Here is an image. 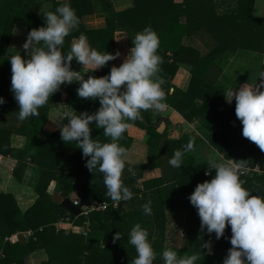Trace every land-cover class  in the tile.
<instances>
[{"label": "trees", "instance_id": "obj_1", "mask_svg": "<svg viewBox=\"0 0 264 264\" xmlns=\"http://www.w3.org/2000/svg\"><path fill=\"white\" fill-rule=\"evenodd\" d=\"M113 1L67 0L80 22L78 29L65 37L62 52H69L73 39L84 34L89 44L99 52L115 53L114 36L117 30L126 31L131 38L150 26L160 41L157 51L163 63L158 75L164 80V102L179 110L188 120H202V125L210 130L207 138L226 159L244 166L256 163L264 166V151L249 139L238 138L242 124L235 115V102L228 104L224 101L227 86L219 84L222 70L216 64L217 58L230 50L264 51V25L260 30L264 17L247 22L246 9L248 6L252 8L255 0H238L237 8L223 12L218 11L216 0H184L181 3L175 0H134L132 7L122 10H116ZM44 2H52L53 5L45 9L41 6ZM65 2L66 0H0V97L5 99V103L0 105V115L18 117L19 112V106L10 90L11 64L6 56L15 22L22 21L28 31L39 28L45 23L43 14L54 11ZM96 4L106 13L108 26L88 30L82 18L96 12ZM250 13L248 16H251ZM195 27L208 31L215 39L208 43L209 50L204 55L192 45L184 44L185 36L191 34V29ZM256 27L259 28L258 41L244 40L238 35L246 29L248 33L252 30L256 33ZM248 35L252 37V32ZM178 62L192 65V78L186 91L173 83ZM71 66L75 71L80 70V63L75 59ZM105 73L107 75L109 72ZM78 87L79 82L62 85L50 97L49 104L39 109V116L30 117L19 124L8 121L0 123V153L18 160L17 176L28 158L42 171L35 187L37 200L26 211L20 209L11 192H0V264H27L28 257L37 248H44L49 255L44 264H131L137 253L134 246L128 243V237L131 228L137 223L149 231V239L157 254L154 264H163L161 253L165 248L175 250L178 256L197 254L199 259L196 264H223L228 249L232 247L230 226L226 227L223 237L219 240L215 238L212 254H208V250L201 248V245L212 240L211 234L207 233L206 227L201 229L197 210L188 199L197 184L210 180L215 175V170H211L210 175H205L206 164L189 165L186 160L181 168L126 162L122 179L134 196L115 207L114 202L106 195L103 174L98 169L91 172L85 167L86 158H82V151L76 148L75 142L66 144L57 132L45 140L39 137L48 120L49 110L61 100L64 91L67 92L64 104L70 110L73 108L77 114L84 111L93 113L99 108L98 99L93 101L79 97L76 91ZM173 88V93L167 94ZM151 111H142L141 115L149 120ZM94 123L90 124L92 138L101 143L111 142L109 137L104 136L103 129L95 128ZM145 128L149 133V147L159 155L163 151V158L165 156L170 159L176 150L183 151L180 142L168 138L167 131L159 133L154 126ZM219 129L221 132L217 134ZM14 133L26 137L23 147L11 146V136ZM117 142L128 149L132 138L126 131ZM151 166L159 167L162 176L160 179L144 181L143 188L139 189L137 183L143 179L144 171ZM129 167L132 168L131 173L128 172ZM241 179L244 181L243 186L254 195H264V174L245 173ZM52 181H55L54 190L62 193L65 198H69L70 192L76 190L87 201L109 202L107 210L92 213L91 230L87 235H66L64 230L57 232L55 222L67 215H74L62 202L54 201L50 187ZM148 201H151L152 208L150 216L144 215L141 207ZM182 205L192 207L193 215L185 243L178 247L175 244L176 226ZM75 223L84 226L86 219L78 217ZM26 230L32 232L28 242L6 240L16 232ZM117 231L121 233V238L113 243V235Z\"/></svg>", "mask_w": 264, "mask_h": 264}, {"label": "clouds", "instance_id": "obj_2", "mask_svg": "<svg viewBox=\"0 0 264 264\" xmlns=\"http://www.w3.org/2000/svg\"><path fill=\"white\" fill-rule=\"evenodd\" d=\"M43 17L44 26L31 29L22 45L27 58L18 51L9 58L10 90L19 106L18 119L24 121L39 116V109L49 104L50 97L62 85L79 82L77 95L93 101L98 99L100 106L93 113L79 114L73 108L69 110L68 105L57 107L56 125L60 138L66 144L76 143L82 158H86L85 167L89 171L98 169L103 174L106 195L116 205L129 201L134 193L122 179L128 153L117 141L129 129L131 121L142 118V111L166 108L164 80L158 75L163 63L157 51L159 37L150 26L145 27L136 33L133 47L120 66L113 65L105 76L89 75L84 79L80 71L72 70L73 59L82 64L84 71L95 72L116 60L121 53L99 52L84 34L73 40L69 52L63 53L65 37L78 29L80 22L67 0L54 11H46ZM259 77V83L229 88L224 96L229 104L235 100V115L242 124V136L264 151V72ZM170 93L171 89L167 94ZM4 103L5 99L0 97V105ZM64 121L67 122L62 123ZM93 122L95 128L103 129L104 136L111 142L101 143L92 138L90 124ZM192 149L193 143L189 141L183 151L174 152L168 164L172 168H181L185 152ZM213 169L215 175L198 183L188 196L200 217L201 229L206 227L207 233H215L219 240L230 226L232 247L223 264H264V195H254L243 186L241 176L247 171L243 164L225 161L222 156L218 159L210 157L205 175H210ZM128 172H132L131 167ZM141 207L144 215L152 214L151 201ZM149 236V231L139 223L131 228L128 243L137 253L131 264H154L157 254ZM120 238L121 233L117 231L113 243ZM201 248L212 254L210 241L203 242ZM161 257L163 264H196L199 259L197 254L178 256L171 248H165Z\"/></svg>", "mask_w": 264, "mask_h": 264}, {"label": "crops", "instance_id": "obj_3", "mask_svg": "<svg viewBox=\"0 0 264 264\" xmlns=\"http://www.w3.org/2000/svg\"><path fill=\"white\" fill-rule=\"evenodd\" d=\"M178 3L183 2L184 0H175ZM218 3V11L223 12L225 10H231L237 8L238 0H216ZM49 5H53L52 2H44V8H50ZM98 9L96 12L87 14L83 16L82 21L84 26L88 30H99L104 29L108 26L107 15L104 11L99 9V4H96ZM114 8L116 10H122L130 8L134 5V0H114ZM251 10V13H250ZM251 16H248V14ZM247 22L250 23L252 19H257L264 17V0H255L252 8L250 6L246 9ZM263 23L260 24V30L263 29ZM257 31L254 33L252 30V37L248 34V30L240 31L238 35L244 40L260 39L259 28H255ZM191 34H188L184 38L185 45H192L198 49L202 55L206 54L209 50L208 43H212L215 39L203 28L195 27L191 29ZM28 29L22 21H16L11 37L8 43L6 56L10 58L11 55H14L18 52L22 56L26 57V50L22 48L23 43L25 42L28 34ZM238 36L237 34H235ZM135 35L130 38L126 31L117 30L114 36V46L115 52L119 51L121 53L120 57L116 60L109 61L106 66L101 69H97L95 72L84 71L82 64H80V73L84 75V79H87L89 75L94 77H101L106 75V71L110 72V69L113 65L120 66L123 63L124 59L129 54L130 49L133 47L132 40ZM75 37L74 39H78ZM73 39V40H74ZM109 44V48L112 47V41ZM171 54V53H170ZM216 64L222 70V75L219 77V84L221 86H227L229 88H239L245 83L253 84L255 82L259 83L260 73L263 71L264 66V51L258 52L254 50L239 49L236 51L230 50L223 53L216 60ZM72 70L73 67L71 66ZM84 72V73H83ZM192 78V65L185 62H178V70L173 78L174 85L186 91L189 87L190 81ZM226 90V92H227ZM165 91V90H164ZM174 88L171 89V94L173 93ZM225 92V93H226ZM67 98V92H63L61 100L57 102V105L51 107L48 113V120L43 127L42 131L39 134V137L43 140L47 139L52 133L57 132L60 134L59 128L56 125L57 123V114L59 109L62 108L65 104L64 101ZM224 101L225 96H224ZM201 102V99H199ZM235 100L233 99V104ZM227 103V102H226ZM229 104V103H228ZM167 110L163 112L151 111L150 119L143 117L136 121L130 122V127L127 130V134L132 138L131 146L126 149L128 153L127 161L130 164H142L147 163L149 165H169V158H163L164 152L159 155L158 152L148 145L149 133L147 128L154 126L159 133L164 131L168 132V138L174 139L175 141L180 142L181 149H185V146L189 141L193 143V149L185 152L184 161H188L189 165H207L208 159L215 158L218 159L220 156L223 157L225 161L228 159L225 158L224 154L220 153L214 145L207 138V133L210 131L208 127L202 125V120L199 118H194L193 120H188L179 110L175 109L171 105L166 103ZM70 110V108H68ZM8 121V123H20L18 117L15 116H5L0 115V123ZM145 125L144 127L140 125ZM62 123H66L65 121ZM221 132V129L217 130V134ZM242 136V125L238 131V138ZM26 137L22 134L14 133L11 136V146L14 148L23 147L25 145ZM17 165H19L18 160L7 155L0 153V192H11L17 204L19 205L22 211H26L30 208L37 200V194L35 192V187L37 186L40 176L41 168L32 163L29 158L25 162L23 169L19 171V175L16 174ZM214 170V169H213ZM162 176V171L159 167L151 166L150 168L144 171L143 179L137 183L139 189L143 188V182L151 179H160ZM55 181H52V197L56 202H62L65 199V196L62 193L54 190ZM77 194L76 190L70 192V196ZM150 194V193H149ZM193 210L192 207L187 205H182L178 213V232L180 231L183 235H186L192 220ZM59 221L55 222L54 226L56 227L57 232L65 231L66 235L70 233L81 234V228L77 227L71 229V226L68 223H64L59 226ZM182 226V227H181ZM182 228V229H181ZM30 230L18 231L8 237V241L11 242H28L31 238L29 233ZM180 234V233H179ZM178 235V234H177ZM85 236V235H84ZM185 243V242H184ZM183 244H177V239L175 241L176 246L182 247ZM49 255L47 254L44 248H37L34 252L30 254L27 259V264H44L48 260Z\"/></svg>", "mask_w": 264, "mask_h": 264}, {"label": "built area", "instance_id": "obj_4", "mask_svg": "<svg viewBox=\"0 0 264 264\" xmlns=\"http://www.w3.org/2000/svg\"><path fill=\"white\" fill-rule=\"evenodd\" d=\"M152 110V109H151ZM167 110V106L164 110L158 111V112H163ZM155 111V110H154ZM235 163V162H234ZM247 171L245 172L246 174H264V166H261L259 163H256L253 166H245ZM73 204L78 206L80 209V214L79 215H74L73 217L71 215H67L65 217H62L59 221V226H61L64 223H68L71 226V229H75L77 227L81 228V232L84 235H87L90 230H91V222H90V217L92 213L97 212V211H105L107 210L109 206V202H101L98 200L95 201H87L83 199L80 195L76 194L74 198L71 199ZM114 206L117 207L114 203ZM78 217H83L86 219V224L84 226L76 225L75 220ZM30 235L32 234L31 231H29ZM8 239V237L6 238Z\"/></svg>", "mask_w": 264, "mask_h": 264}, {"label": "water", "instance_id": "obj_5", "mask_svg": "<svg viewBox=\"0 0 264 264\" xmlns=\"http://www.w3.org/2000/svg\"><path fill=\"white\" fill-rule=\"evenodd\" d=\"M63 206L69 210L72 214L74 215H79L80 214V209L78 206L74 205L72 200L70 198H65L62 201Z\"/></svg>", "mask_w": 264, "mask_h": 264}, {"label": "rangeland", "instance_id": "obj_6", "mask_svg": "<svg viewBox=\"0 0 264 264\" xmlns=\"http://www.w3.org/2000/svg\"><path fill=\"white\" fill-rule=\"evenodd\" d=\"M42 7H44V3L41 4ZM76 195L74 196H69L70 199L74 198ZM182 227V226H181ZM182 229V228H181ZM180 233V234H179ZM178 234V235H177ZM185 236L186 235H183L180 231L178 232V224L176 226V239H177V244H183L185 242ZM211 237H212V240L210 241L211 242V246H213V241L215 240V233H212L211 234Z\"/></svg>", "mask_w": 264, "mask_h": 264}]
</instances>
